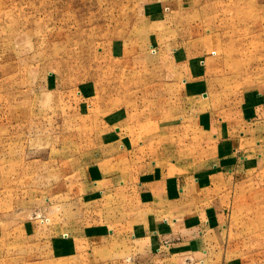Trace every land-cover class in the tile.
<instances>
[{
	"label": "rangeland",
	"instance_id": "374dc122",
	"mask_svg": "<svg viewBox=\"0 0 264 264\" xmlns=\"http://www.w3.org/2000/svg\"><path fill=\"white\" fill-rule=\"evenodd\" d=\"M175 71L203 84L181 90L189 99L209 92L221 106L247 91L264 109V0H0V264L48 252L37 246L48 224L82 214L97 142L120 139L109 113L155 127L139 138L178 122L191 103L173 104L183 82H159ZM241 168L249 175L230 184L238 238L228 264L264 250V162ZM173 239L157 235L161 248Z\"/></svg>",
	"mask_w": 264,
	"mask_h": 264
},
{
	"label": "crops",
	"instance_id": "0c3cea01",
	"mask_svg": "<svg viewBox=\"0 0 264 264\" xmlns=\"http://www.w3.org/2000/svg\"><path fill=\"white\" fill-rule=\"evenodd\" d=\"M149 45H156L158 51L169 47L168 43ZM177 50L175 47L173 57L181 59L183 55ZM165 74L159 80L162 84L183 82L179 94L174 93L173 104L180 105L183 95L190 100L181 109L184 114L176 118L178 122L159 125L153 139L150 135L155 132L142 138L139 134L155 127L146 129L131 124L129 117L123 121L116 112L109 113L106 120L116 127L120 139L97 142L94 162L87 171L94 188L82 194V214L72 221L48 224L50 230L44 240L37 241V246L44 243L48 252L39 257L31 255L34 257L24 264L233 261L227 249L238 237L228 199L233 188L230 184L249 175L241 171L244 164L264 162V131L259 129L264 125V109L257 108L258 97L247 91L237 101L221 106L213 103L209 92L190 93L189 99L182 89L202 92L203 84L193 77L179 79L176 71L174 75ZM168 131L173 145L165 142ZM172 169L175 173L171 174ZM82 216L97 219L87 221ZM168 232L179 241L159 247L157 235ZM29 233L30 238L39 232ZM262 252L249 250L239 264H264Z\"/></svg>",
	"mask_w": 264,
	"mask_h": 264
}]
</instances>
